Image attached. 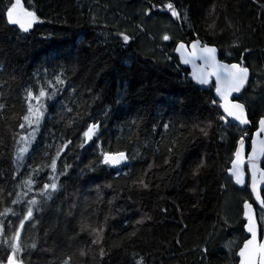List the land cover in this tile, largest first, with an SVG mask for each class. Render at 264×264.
Returning a JSON list of instances; mask_svg holds the SVG:
<instances>
[{
    "label": "trees",
    "instance_id": "obj_1",
    "mask_svg": "<svg viewBox=\"0 0 264 264\" xmlns=\"http://www.w3.org/2000/svg\"><path fill=\"white\" fill-rule=\"evenodd\" d=\"M12 2L0 0V262L6 264L11 235L28 201L36 199L41 204L34 206L35 225L26 222L21 234L24 264H63L69 256L70 264H136L141 258L144 264H238V251L248 239L242 205L254 200L248 169L243 189L226 170L244 127L218 119L222 110L211 103L219 102L214 82L206 88L194 85L175 47L198 37L216 46L223 62L243 60L249 68L250 82L239 96L252 121L249 153L255 125L264 116V10L253 0H22L41 21L23 33L7 24L6 7ZM169 2L181 19L165 9ZM117 32L131 42L124 45ZM163 34L172 39L162 41ZM60 72L66 83L54 99L45 98L36 141L17 169L16 142L31 131L19 126L27 114L26 89L37 92ZM71 118L79 123L73 124L75 131L65 127ZM94 121L101 125L102 149L125 151L127 166L109 168L99 164L91 144L76 147L85 123ZM209 122L204 137L200 128ZM65 138L72 144L57 161V174L65 162L68 174L57 176L60 187L43 204L42 184L56 175L44 165ZM181 140V164L173 169L165 163L167 148ZM201 156L207 167L197 185L190 171ZM90 162L95 170L81 174ZM33 168L40 170L32 174L28 192L23 181ZM140 178L150 183L149 190L135 183ZM17 196L20 202L13 203ZM40 206L43 211H36ZM5 209L11 211L4 214ZM145 215L151 220L136 225ZM257 215L263 230L264 211L257 209ZM82 219L103 226L100 243H92L90 231H81ZM134 230L135 236L128 235ZM33 242L35 249L29 247ZM205 246L208 256L202 260Z\"/></svg>",
    "mask_w": 264,
    "mask_h": 264
},
{
    "label": "snow or ice",
    "instance_id": "obj_2",
    "mask_svg": "<svg viewBox=\"0 0 264 264\" xmlns=\"http://www.w3.org/2000/svg\"><path fill=\"white\" fill-rule=\"evenodd\" d=\"M254 4H257L261 10H264V0H253ZM152 7H156L152 5ZM165 9L171 13V15L177 19H181V13L178 12L172 3H167ZM163 10V9H162ZM214 11V9H213ZM146 15H151L150 11H146ZM183 18L186 20L187 10L183 14ZM95 22V17L92 18ZM6 21L9 25L17 26L18 29L23 33H29L33 26L39 21L36 13L34 11L27 10L23 4L22 0H14L10 6L6 7ZM107 27V25H104ZM214 29V23L210 25ZM118 37H122V42L124 45H128L131 42L132 37L123 32H117ZM162 41H170L172 37L168 34H163L161 37ZM233 46H238L235 43ZM175 51L179 53L180 62L188 65L191 64L193 67V80L197 85H208L212 82L214 78V89L216 96L219 97V102L216 100L211 101L213 105H216L218 109L222 110V113L218 114V119L223 121L225 124L231 126V122H237L236 126H248L252 123L249 119L248 109L246 107V102L242 101L237 95L236 99H233V94H240L249 82L250 70L244 65L243 60L238 63H224L218 59L219 49L210 45L207 42L202 41L198 37L190 42V44H185L179 42ZM199 62V63H197ZM66 83L63 78V73H54L53 79L49 80L46 86H40L37 92H33L31 89H26L25 99L27 101V110L22 119L23 124H20V128H24L25 125L31 131L28 135L20 136L19 141H17L16 147V157L15 161L17 164V169L24 166L25 154L29 152L30 146L36 141L37 133L39 132L42 121L44 120L47 105L45 98L48 100L54 99L58 92H60V87ZM46 88L48 90H46ZM50 90V91H49ZM73 91H75L73 89ZM33 101L35 103H33ZM4 109V105L0 104V111ZM66 112H72L71 107H66L64 109ZM109 110H106V112ZM80 116V113H77ZM228 118H231L229 121ZM79 127L78 120L76 118L69 119L65 127L73 128V124ZM168 125H164L167 129ZM256 131L251 139V152L247 157V164L250 171V188L252 195L255 196L253 203L259 204V207L264 210V196L261 194V186H264V169L260 167V160L264 157V116H261L256 125ZM211 128V122H209L205 127L200 128V132L204 137L209 135V129ZM76 128H73L75 131ZM243 135L238 140V147L233 153L234 159L231 161V168L227 169L229 176L234 178L235 184L240 186H245V137L248 136L247 127L241 129ZM183 139H186L184 137ZM101 125L98 121L86 122L82 135L78 139L76 147L84 149L87 145L91 144L92 148L98 151L99 164L107 166L109 168H120L121 165H128L129 157L125 151H105L102 149L101 144ZM72 144L70 138H65L62 142L56 146V150L50 161L44 165V167H50L51 172L56 175H50L47 180L50 183L42 184V191L40 193L43 196V204H47L48 201L53 199L52 193L58 191L60 185L58 184V175L66 176L68 174V165L66 162L63 164L60 172L57 174V161L60 160L61 155L69 149V145ZM47 146H45L44 155L47 156ZM185 146L181 141H173L171 146L167 148L169 153L168 158L165 163H171L173 169L179 168L181 164V159L183 156ZM207 167L206 159L201 156L199 159L191 166L190 175L195 184L198 185L199 178L201 177L204 169ZM39 168H33L31 173L28 175L27 179L23 181V186L27 188L28 192L32 191L34 180L32 174L39 172ZM95 166L92 162L85 166V169H81V174H85V171H94ZM147 175V173H144ZM135 183L142 189L149 190L151 185L146 182L143 178L138 179ZM194 198L197 195V188L194 186L191 189ZM19 196L13 203H18ZM253 203L247 201L244 202V218L247 221L246 230L251 234V238L247 239L240 248L238 255L241 258L240 264H264V242H258L257 240V223L254 218ZM41 202L36 199H30L28 201V207L26 208L22 218L18 222V226L14 229L13 234L10 238V254L6 256V264H24L23 249L21 247V234L25 229V224L28 221H32L30 227L35 225V220H33L34 206L40 205ZM11 209H5L4 214L10 212ZM36 211H43V207H36ZM119 211V210H117ZM163 211H167L163 209ZM15 215V213H13ZM114 218V217H113ZM108 217H105V223ZM146 220H151V216L145 215L140 219L135 221L136 225L144 224ZM225 225H228V221H224ZM81 231L88 230L95 237L92 240L93 244H98L103 239V226L92 227L86 223L83 219L80 222ZM4 234V225L0 222V236ZM130 236H135L136 231L129 233ZM31 249L37 247L36 243L33 242L29 245ZM208 247L205 246L201 249L202 260H206L208 256ZM105 249L101 247L99 249V256L103 260L105 256ZM110 254V253H109ZM83 255V253H81ZM71 256L63 261V264H70ZM4 264V262H0ZM136 264H144L143 258L136 261Z\"/></svg>",
    "mask_w": 264,
    "mask_h": 264
},
{
    "label": "water",
    "instance_id": "obj_3",
    "mask_svg": "<svg viewBox=\"0 0 264 264\" xmlns=\"http://www.w3.org/2000/svg\"><path fill=\"white\" fill-rule=\"evenodd\" d=\"M23 4V3H22ZM34 30V26H33V28L31 29V31H33ZM30 31V32H31ZM186 44V43H185ZM187 45V44H186ZM175 54H176V56L178 57V59H179V61H180V56H179V53H177L176 51H175ZM218 59H220L221 60V58H220V54H219V51H218ZM221 62H223L222 60H221ZM197 63H199V62H197ZM225 63V62H224ZM180 64H181V66L182 67H184L185 69H188L189 70V72H190V81L194 84V85H196V86H198V87H200V88H206V87H208V86H210L213 82L215 83V81H214V78H213V80H212V82L210 83V84H208V85H204V86H201V85H197L196 83H195V81L193 80V76H192V74H193V67H192V65L191 64H188V65H185V64H183V63H181L180 62ZM250 79H251V71H250V76H249V82H250ZM249 82H248V84H249ZM248 85H246V87H247ZM246 87H245V89H246ZM245 89H243L242 90V92L240 93V94H233V99H236L237 98V95H241L243 92H244V90ZM218 97V96H217ZM218 99H219V97H218ZM249 115V114H248ZM229 120H231V118H228ZM234 123H237V122H234ZM251 126V124L250 125H248V126H243V127H250ZM255 133V132H254ZM254 135V134H253ZM249 139V135L248 136H246L245 137V141H246V144H245V164H244V173H245V176H244V179H245V186H246V182H247V169H248V172H249V175H250V171H249V167H248V164H247V157H248V155L250 154V152H251V149H250V151H249V153H247V140ZM238 147V146H237ZM263 160H264V157H262L261 158V160H260V167L262 168V169H264L263 168ZM125 165H121L120 167H124ZM233 180H234V178H233ZM234 184H235V181H234ZM238 188H241V189H243L245 186H240V185H237V184H235ZM249 189H250V192H251V188H250V185H249ZM263 190H264V186H261V194H262V196H263ZM252 195V194H251ZM252 197H253V200H255V196L254 195H252ZM249 203H251V202H249ZM253 209H254V218H255V221H256V223H257V240H258V242H264V224H263V230H262V228H261V225H260V223H259V221H258V215H257V209H260V210H262L260 207H259V204H258V202L257 203H253ZM264 211V210H263ZM243 217H244V207H243ZM245 219V218H244ZM246 224H247V221H246ZM246 224H245V231H246V234H247V236H248V239H250L251 238V234L250 233H248L247 232V230H246ZM262 231H263V233H262ZM245 243V242H244ZM243 243V244H244ZM243 247V245L241 246V248ZM240 250V249H239ZM239 252V251H238ZM238 255V254H237ZM238 258H239V261H238V264H240V257H239V255H238Z\"/></svg>",
    "mask_w": 264,
    "mask_h": 264
},
{
    "label": "bare ground",
    "instance_id": "obj_4",
    "mask_svg": "<svg viewBox=\"0 0 264 264\" xmlns=\"http://www.w3.org/2000/svg\"><path fill=\"white\" fill-rule=\"evenodd\" d=\"M243 206V205H242ZM246 224V223H245Z\"/></svg>",
    "mask_w": 264,
    "mask_h": 264
}]
</instances>
